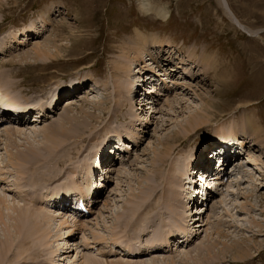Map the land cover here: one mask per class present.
I'll use <instances>...</instances> for the list:
<instances>
[{
  "label": "rangeland",
  "instance_id": "obj_1",
  "mask_svg": "<svg viewBox=\"0 0 264 264\" xmlns=\"http://www.w3.org/2000/svg\"><path fill=\"white\" fill-rule=\"evenodd\" d=\"M160 11L166 19L157 15ZM138 35L154 44L126 74L123 64L135 57L131 47ZM43 50L55 57L38 56ZM0 65L2 104L34 113L49 106L54 111L45 123L0 124V202L6 201L0 264H82L84 259L101 264H264V0H0ZM140 72L154 74L158 84L165 81L164 95L146 112L135 90L133 116L124 107L118 114L127 120L112 121L120 93L138 83ZM145 113L148 121L140 123ZM110 116L114 132L103 138L101 129ZM245 121L256 126L246 127ZM63 124L60 138L48 139V125L58 130ZM6 128L15 133L5 134ZM118 138L130 139L134 150L110 174L107 188L98 191L103 201L77 230L64 223L60 211L42 203L48 200L43 193L60 187L84 191L98 175L102 143ZM235 139L253 157L246 155L241 160L245 167L236 166L230 185L214 196L203 217L208 225L196 222L193 228L185 204L191 197L187 169L211 149L212 141ZM168 140V146H180L160 165L157 154ZM254 158L258 165L253 171ZM173 193L182 198L177 214L170 207ZM162 208L165 217L158 226L153 220ZM111 209L119 212L118 220L111 219ZM169 228L172 233L193 228L194 234L187 244L167 250L161 243L136 257L125 247L132 239L131 245L144 249L153 237L165 239ZM237 243L248 257L234 259Z\"/></svg>",
  "mask_w": 264,
  "mask_h": 264
},
{
  "label": "bare ground",
  "instance_id": "obj_2",
  "mask_svg": "<svg viewBox=\"0 0 264 264\" xmlns=\"http://www.w3.org/2000/svg\"><path fill=\"white\" fill-rule=\"evenodd\" d=\"M157 15L158 16H162L163 17V19H166L167 18V14L165 13H163L162 11H160V12H157ZM140 33H142V32H140ZM158 42V41H157ZM154 44V39H151V40H148V39H146V38H144V37H142L141 35H138V37H137V40L133 43V45H132V47H131V50L133 51V54H134V56L135 57H133V59L131 60L132 62L131 63H124L123 64V69H124V73H126V74H129L130 72H131V66H132V64H133V60L135 59L136 60V63H137V65H138V63H142V62H140L141 61V59L143 58V54H145L146 52H148L149 50H147L146 49V47H150L151 45L150 44ZM47 46V45H46ZM131 46V45H130ZM45 47V46H44ZM38 48V47H37ZM40 48V47H39ZM151 48V47H150ZM37 50V49H36ZM40 50V49H39ZM46 50H48V49H46ZM147 50V51H146ZM38 53V56H42V57H45V58H48V59H50V58H52V56H54L55 57V54L54 55H52V54H50L49 52H47V51H45V50H43V52H37ZM164 53V52H163ZM147 54V53H146ZM151 54V53H150ZM161 54V53H160ZM152 55V54H151ZM37 56V57H38ZM193 56V55H192ZM145 57V56H144ZM155 58V57H154ZM207 60L208 59V57H203V60ZM202 60V59H201ZM204 60V61H205ZM177 63H179V62H177ZM9 64H11L12 65V62H9ZM14 64V63H13ZM2 65H7L6 63H2ZM210 65H213L212 63L210 64ZM1 66V65H0ZM165 66V65H164ZM140 67V66H139ZM145 67V66H144ZM147 67V66H146ZM206 67H209L210 68V66L207 64L206 65ZM213 67V66H212ZM177 68H178V66H177ZM195 68V67H194ZM136 69V68H135ZM147 68H144V70H146ZM182 69V68H181ZM140 71V70H139ZM170 72V71H169ZM141 73V72H140ZM139 73V74H140ZM156 73V72H155ZM167 73V72H166ZM135 74V73H134ZM145 72H142L141 74H140V76H142V77H138V83L136 82V85H130L129 87H127V90H126V88H123V89H125L127 92H126V94L125 95H123V94H121L120 93V95H121V100L117 103V113L115 114V120H112V116H110V120H109V124L108 125H106L105 126V128H103V129H101V135L100 136H102L103 138H105L106 137V135L107 134H109L110 132L112 133V132H114V130H113V128H111V127H109L110 126V124H112L111 122L112 121H114V122H117V121H119V122H121V121H125V120H127V116H124V115H121V114H118L119 112L118 111H120V112H123V108L124 107H129V109H128V111H129V115H131V116H133V112H132V107H131V103H132V101L134 100V99H132L131 97L134 95V92H135V90H138L137 89V87L139 86V85H142L143 86V84H144V81H145V79H146V77H145ZM153 75L154 74H152L151 75V77H153ZM167 75V74H166ZM147 76V75H146ZM149 76V75H148ZM151 77H149V78H151ZM140 78V79H139ZM145 78V79H144ZM153 80V79H152ZM142 81V82H141ZM139 82H141V84H139ZM165 81H162L160 84H158V83H155V85H153L154 87L151 89V91L150 92H152V91H154V90H158V85H161V86H159V88H161L162 86H163V83H164ZM133 83V82H132ZM93 84V83H92ZM135 84V83H134ZM83 85V84H82ZM94 85V84H93ZM97 85V84H96ZM138 85V86H137ZM73 86V89H74V85H72ZM78 86V85H77ZM127 86V85H126ZM145 86V85H144ZM70 88H71V85L69 86ZM76 88L77 87H75V90H76ZM90 89H92L91 88V86L89 87ZM68 88L66 87L65 89H63L61 92H63V93H65V95L68 93V91L69 90H67ZM72 89V88H71ZM89 89V90H90ZM74 90V91H75ZM124 90V91H125ZM29 91V90H28ZM32 90H30L29 92H31ZM71 91V90H70ZM124 91H122V92H124ZM60 92V90H59V93L58 94H60L61 93ZM94 93V91L92 90V91H90L89 93ZM149 92V93H150ZM139 93V92H138ZM137 93V94H138ZM139 96H140V93L138 94ZM64 96V95H63ZM63 96H61V97H63ZM140 99H142L141 97H139ZM148 97H145V99L143 98L142 100H146ZM157 98V97H156ZM85 103V102H84ZM86 103H87V100H86ZM90 103V102H89ZM156 104H157V102H155ZM15 104V103H14ZM13 105V104H12ZM98 105V103L97 102H92V106H97ZM0 106L1 107H6L4 104H2L1 103V101H0ZM14 106V105H13ZM145 106V105H144ZM151 106H153L154 108L153 109H155L156 107H155V105H150L149 107H145V108H147V110H146V112L148 111V112H150V110L152 109V108H150ZM17 107H18V105H17ZM17 107H15V110L17 109ZM50 107V106H49ZM48 107V108H49ZM54 107H55V105H54ZM140 109L139 110H141L142 108H143V105H140ZM8 108V107H7ZM8 109H11V108H8ZM51 109H52V107H51ZM26 109H21V111H25ZM45 111H42V109L40 110V112H37V113H39V116H36L35 117V119H34V121H35V123H37L38 121H40L41 120V122L43 121V119H42V117H43V115L44 116H49V114L50 113H45V112H47L46 110H47V108H45L44 109ZM142 112H143V109H142ZM155 112V111H154ZM152 113H153V110H152ZM151 113V114H152ZM146 115H144L143 117H141V118H139V122L141 123V121L143 122V120L144 121H148V118H146L147 117V113H145ZM66 115V114H65ZM106 115H108V114H103V118H102V120H104L105 118V116ZM149 115H150V113H149ZM151 116V115H150ZM63 117V116H62ZM73 117V116H72ZM135 117V116H134ZM153 117H154V115H153ZM64 118H66V119H68V118H70V116H64ZM47 118H44V121L46 120ZM74 119V118H73ZM114 119V118H113ZM69 120V119H68ZM112 120V121H111ZM77 121V120H76ZM68 122H70V124H72L73 122H72V119L70 118V120L68 121ZM67 122V123H68ZM100 122V121H99ZM98 122V123H99ZM20 124H23L24 122H19ZM43 123H45V122H43ZM149 123V122H148ZM246 123H247V126L246 127H252V129H253V126H256L255 124H252V123H250L249 121L247 122V121H245V125H246ZM69 124V123H68ZM192 124V122H190L189 123V125H191ZM26 125V124H25ZM88 126L90 125V124H87ZM86 125V126H87ZM92 125V124H91ZM90 125V126H91ZM47 126V125H46ZM49 127V128H48ZM48 127H47V130H48V132L46 133L47 134V136H48V139H52V140H56L57 139V137H59V135H60V133L62 132V130H64L65 131V124H63V126H61L58 130H55V128H54V126H51V125H48ZM71 127V126H70ZM191 127V126H190ZM85 128V127H84ZM90 128V127H89ZM91 130V129H90ZM33 131H35L36 132V130H33ZM66 131H68V130H66ZM94 131V130H93ZM252 131H255V128H254V130H252ZM258 131V130H257ZM35 132H33L32 134H34ZM259 132H260V130H259ZM15 132H14V129H11V128H6V132H5V134H9V135H13ZM233 134V131L232 132H230L229 134ZM256 133V132H255ZM258 133V132H257ZM30 134V133H29ZM73 134V133H72ZM22 135H24V134H22ZM177 135V134H176ZM33 136V135H32ZM34 136H35V134H34ZM46 136V135H45ZM233 136V135H232ZM231 135H229V138L230 137H232ZM27 137H28V135H27ZM129 137V136H128ZM31 138V137H30ZM60 138V137H59ZM74 138V137H73ZM81 138H83V137H81ZM171 138V137H170ZM233 138V137H232ZM66 139V138H65ZM119 139V138H118ZM172 139V138H171ZM170 139V140H171ZM174 139V138H173ZM181 139V138H180ZM84 140V139H83ZM133 140V139H132ZM170 140H168V142H166V147L164 148V151L162 152V151H159V153L157 154L158 156V159L156 160V162L157 163H160V165L162 164V165H164V164H166V162H167V157L168 156H170L171 154H172V152L173 151H175V148H176V150H177V148L180 146V144L178 145V146H176V145H167V144H169V141ZM194 140V139H193ZM67 141V140H66ZM82 141V140H81ZM80 141V142H81ZM119 142H121V145H123L122 147H123V149H125V151H127V149H130L131 148V145H129L128 143H127V141H125L123 138H120L119 140H118ZM135 141V140H134ZM172 141V140H171ZM191 141V140H190ZM136 142V141H135ZM183 142V141H182ZM175 143H176V141H175ZM184 143V142H183ZM183 143H181V145H183ZM188 143H189V141H188ZM103 145H101V151H103L104 149H105V147H106V145H104V143H102ZM190 144V143H189ZM238 144H241L242 146H244V148H245V145L243 144V143H238ZM77 146V145H76ZM248 146V145H247ZM254 146V145H253ZM252 146V147H253ZM262 147V146H261ZM104 148V149H103ZM133 148H134V146L132 145V149H131V151L133 150ZM61 149V148H60ZM252 150V149H251ZM131 151H130V153H131ZM256 151V150H255ZM258 151V150H257ZM260 151V150H259ZM113 154H115V153H113ZM253 154H256V153H253ZM120 155V154H119ZM249 155H252L251 153L250 154H248V158H249ZM204 156H207V155H204ZM252 157H253V155H252ZM250 159V158H249ZM86 160V159H85ZM84 160V161H85ZM248 160V159H247ZM258 159H255L254 158V160L253 161H251L252 162V164H253V166H254V168H252V170L254 171V170H257V165H258ZM249 162V161H248ZM55 163V162H54ZM125 163V162H124ZM124 163H122V166L123 165H125ZM210 164V161H209V163H208V165ZM243 164V163H242ZM102 165V164H101ZM112 165H114V164H109V166H111L110 167V169L108 170V171H110V170H112ZM239 165V163H237L236 165H235V167L236 166H238ZM246 165V164H245ZM103 166V165H102ZM234 167V168H235ZM240 167H245L244 165L243 166H240ZM117 168V167H116ZM192 169H187V173L188 174H186V175H188L186 178L187 179H191V175L194 173V167H191ZM240 169V168H239ZM249 170H251V168L249 169ZM235 171H236V169H235ZM244 172V171H243ZM245 173H247L248 175L250 174L249 173V171L248 172H245ZM235 174V173H234ZM247 174H246V176H247ZM250 176V175H249ZM248 177V176H247ZM106 178V177H105ZM251 178H252V176H251ZM185 179V178H184ZM214 180V182H212V183H210V184H208V186H213V185H215L216 186V184L218 183L217 181H215V179H213ZM236 180V179H235ZM240 180V179H239ZM188 183H190L189 181H187ZM214 183V184H213ZM232 183H234V181H233V179H232ZM177 183H175V185H176ZM179 185V184H178ZM230 185V184H229ZM237 185H239V184H237ZM233 187V186H232ZM190 188H191V186H190ZM219 188H221V187H219ZM255 188V187H254ZM218 189V188H217ZM256 189V188H255ZM59 191H61V190H59ZM58 191V192H59ZM191 191V192H190ZM190 195H191V197H192V193H194V191H192L191 189H190ZM234 191V190H233ZM179 193V192H178ZM177 193V194H178ZM51 194V193H50ZM177 194H172V197H171V201H170V204H171V208H173V210H174V214H177L178 213V211H180V206H182V204H180V206H179V203L180 202H182V198H181V196H179V195H177ZM233 194V193H232ZM236 194V193H235ZM49 195V194H48ZM47 195V196H48ZM46 196V197H47ZM179 196V197H178ZM189 197L190 196H188L187 198H186V200H189ZM181 198V199H180ZM2 199V198H1ZM6 201L5 200H3L2 202H0V217H2V209H3V206H2V204H4ZM190 201H186L185 202V204L187 203V204H189V206H190V203H189ZM211 202V201H210ZM178 203V204H177ZM209 205V204H208ZM187 207H188V205H187ZM183 210L185 209L184 207L182 208ZM15 210V209H14ZM115 210V209H114ZM114 210H110V213H111V219L112 220H114V219H116L117 218V220H118V218L120 217H117V215L119 214V212H113ZM54 211H57V210H54ZM170 211H172V209L170 210ZM191 213H190V215L189 216H192V213H193V209L191 208ZM207 211H209V208H208V210ZM206 211V212H207ZM187 212V211H186ZM205 212V213H206ZM16 213V212H15ZM61 213V212H60ZM182 213V212H181ZM180 213V214H181ZM62 214V216H64V213H61ZM165 210H164V208H162L161 209V211L159 212V213H157L156 214V218L153 220L154 221V224H157L158 226H160L159 225V222H160V220L162 219V218H164L165 217ZM172 214V213H171ZM19 216V215H18ZM194 216L195 215H193L192 216V220H194ZM20 217V216H19ZM18 217V218H19ZM175 217V216H174ZM203 217L204 216H202V223L201 224H203V225H208V223L206 222L205 223V220L203 219ZM63 218V217H62ZM201 218V217H200ZM65 219H67V220H65V222L64 223H66V224H70L71 226H73V228H78V229H81L82 227L84 228V226L85 225H83L82 223H83V221H79V222H77V221H74V219H69L68 217L67 218H65ZM107 219V218H106ZM70 220V221H69ZM177 220V219H176ZM85 221V220H84ZM116 221V220H115ZM175 222V221H174ZM187 222V221H186ZM192 222V221H191ZM63 223V224H64ZM79 223H81V224H79ZM113 223V222H112ZM195 223V222H194ZM79 224V225H78ZM116 224V223H115ZM193 224V223H192ZM83 225V226H82ZM118 226H119V224H117ZM116 225V228L118 227ZM186 225H188V224H186ZM202 225V226H203ZM114 226V225H113ZM121 226V225H120ZM177 226H178V224H177ZM80 227V228H79ZM200 227H201V225H200ZM77 229V230H78ZM163 230V229H162ZM187 230H190V229H187ZM81 231V230H80ZM194 231V230H193ZM189 232H191L190 234H192V229L189 231ZM189 232H186V234H185V236H187V238H189L190 237V234H189ZM72 233V232H71ZM142 233H144V232H141V234ZM45 234V233H44ZM160 237H161V235H159ZM159 236H156V237H153V241H150V242H152V244H150V245H148L147 246V249L149 250V249H152L153 247H155L156 246V244L159 242V241H162V240H165V242L167 243V244H169V241L171 240V239H169L168 237H166L165 239H161V238H159ZM158 237V238H157ZM43 238V237H42ZM156 238H157V240H156ZM156 240V241H155ZM187 240V239H186ZM185 240V241H186ZM184 241V242H185ZM170 243H171V241H170ZM130 246V245H129ZM76 250H78L79 249V244H77L76 246ZM234 248H236V249H238L237 250V255H235V257H234V259L235 258H238L239 260H240V258H245V257H248L249 256V251L248 250H246V249H243V248H241V245H238V243L237 244H235L234 246H233ZM21 248V247H20ZM240 248V249H239ZM128 249H130V248H128ZM230 249V248H229ZM243 249V250H242ZM113 250V249H112ZM112 250H109V251H111L112 252ZM140 250V249H139ZM244 250H246V251H244ZM81 251V250H80ZM20 253V252H19ZM80 253L81 252H78L77 253V255H76V259L75 260H77V259H80L79 258V256H80ZM101 255H102V253H101ZM74 256V255H73ZM111 256V255H110ZM184 255H178L177 257H183ZM176 257V258H177ZM185 257V256H184ZM61 259V258H60ZM72 259V258H71ZM173 259V258H172ZM178 259V258H177ZM202 259V258H201ZM109 260H114V259H110L109 258ZM180 260V259H179ZM207 260V259H206ZM242 260V259H241ZM59 261V260H58ZM78 261V260H77ZM80 261V260H79ZM106 261H108V260H106ZM158 261V260H157ZM157 261H153V264H156V262ZM209 261V260H208ZM159 262V261H158ZM172 262V264H174V263H176V262H178L177 260H173V261H171ZM201 262V261H200ZM203 262V261H202ZM201 262V263H202ZM78 262H75V261H73V262H71V264H77ZM107 263V262H106ZM149 263V262H148ZM147 263V264H148ZM167 263V262H166ZM82 264H101L100 262H89L87 259H84L83 260V262H82ZM109 264H126V263H120V262H111V263H109ZM150 264H152L151 262H150ZM169 264V263H168ZM209 264V263H208ZM211 264V263H210Z\"/></svg>",
  "mask_w": 264,
  "mask_h": 264
}]
</instances>
